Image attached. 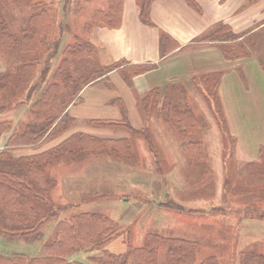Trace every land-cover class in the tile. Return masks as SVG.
Here are the masks:
<instances>
[{
  "label": "rangeland",
  "instance_id": "1",
  "mask_svg": "<svg viewBox=\"0 0 264 264\" xmlns=\"http://www.w3.org/2000/svg\"><path fill=\"white\" fill-rule=\"evenodd\" d=\"M50 1L55 17L50 41L42 40L34 52L0 48V71L5 68V73H15L18 62L24 59L37 58L40 63L30 85L13 96L15 104L4 107L7 101L0 99V106L3 105L0 121L12 120L13 128L19 131L30 123L43 122L47 116L58 115L63 106H68L80 95L76 94L82 83L80 80L77 83L76 79L89 81L98 77L100 71L116 68L102 67L104 62L99 51L84 30L97 9H107L108 0ZM137 2V10H140ZM227 2L230 13L226 20L231 21L227 23L230 26L221 25L214 30L212 24L195 39H216L227 44L236 41L235 44L245 46L247 55L231 58L232 68L222 78L221 74H216L217 83L212 81L209 85L198 76L196 80L181 81L184 76L179 75L184 73L177 71L176 82L179 83L159 87L160 101L152 114H148L141 99L138 100L135 109L142 114L140 127L130 121L132 129L92 122L77 125V118L68 112L66 129L48 138L45 148L56 145L60 140L57 138L71 131L116 139L120 137L116 135H126L128 138H120L129 139L134 159L128 162L102 153L86 154L71 163L50 164L47 171L57 180L48 193L50 203L34 200L40 214H53L42 226V237L27 241L21 236L0 234V255H38L43 244L54 238L58 221L83 211L106 214L117 227L102 247L87 244L70 255V260L88 263L91 256L101 255L106 250L126 255L133 263L132 248L143 246L147 233L198 241L201 248L197 261L215 255L220 264H241L243 259L246 263L252 262L258 254H264V218L260 217L264 213V0H245L244 5L239 2L240 12L245 9V13L239 15H244L243 19L241 16L236 20L232 12L236 4L230 0H206L210 7H219L222 11ZM30 13L29 5L23 0H0V17L14 33L27 26ZM97 17L101 19V14ZM236 29L244 30L245 34L239 35ZM81 40L88 49L65 51L67 46ZM218 46L216 42L199 44L187 48L202 51L177 53L183 70L188 67L190 73H199L201 59L205 57L218 66L222 63L218 59L228 62ZM64 60L70 74L61 72L64 78L58 81L55 74ZM161 62L156 71L149 74L148 83L157 77L165 79L161 75L165 69L159 70L165 62ZM119 75L129 85L133 82L120 72ZM104 79L106 75L87 83L86 93H91ZM54 81L59 83L55 98L38 110L36 106L42 92ZM154 85L155 82L152 87ZM88 100L85 96L78 103ZM168 102L194 111L199 117V126L181 135L175 125L165 119L163 107ZM196 140L202 143L203 158L190 162L183 143ZM17 151L13 155L29 154V151ZM159 264H167V245L163 242L159 247Z\"/></svg>",
  "mask_w": 264,
  "mask_h": 264
},
{
  "label": "trees",
  "instance_id": "2",
  "mask_svg": "<svg viewBox=\"0 0 264 264\" xmlns=\"http://www.w3.org/2000/svg\"><path fill=\"white\" fill-rule=\"evenodd\" d=\"M23 1L29 5L31 13L27 19V26L19 33H14L4 19L2 20L0 17V48L2 49L34 52L37 51L42 40L48 42L52 38L55 27L52 1ZM138 1L141 17L145 20L149 19L153 0ZM190 1L192 2V0ZM123 6L124 0H108L107 9H97L92 15L91 21L85 24L84 30L89 33L95 25L119 27L123 18ZM98 14H101V19H98ZM161 38L163 42L161 44V52L163 51L166 54L174 47L169 42L172 37L168 34H163ZM207 40L210 39L207 38ZM81 41L67 46L65 51L82 52L88 49L84 41ZM211 41L218 43L220 49L229 58L247 55L245 46L240 43L235 44L236 41L231 42V44L216 39ZM66 62V60L61 62L57 68L55 78L58 81L64 78L60 75L61 72L70 74L66 70ZM39 64L37 58L24 59L18 62L15 73H0V99L4 98L7 101L4 107H10L14 103L13 96L30 85ZM121 64H124V61L121 60L106 68L110 70ZM155 65L153 63L126 64L120 68V73L126 75L128 80L131 81L135 75L152 69ZM103 73L104 71H100L98 77ZM212 76L213 78H211ZM215 77H217L216 74L205 75L200 77V80L205 85H209L212 81L217 83L218 80ZM194 79L196 80V77ZM78 80L82 83L80 89L92 81L83 82L81 78H78L76 79L77 83ZM58 81L50 83L42 92L41 99H39L36 106L38 110L45 108L55 98L56 91L59 89ZM43 82H45V78ZM53 86L56 89L53 90ZM159 96L160 88L154 87L141 98L140 103L148 114H152L158 107ZM116 103L119 104L118 106L123 112L122 119L100 118L92 119L89 122L100 126L109 125L132 129L133 126L126 116L124 103L120 100H116ZM16 104H19V102ZM2 106H0V110ZM66 107L67 105L63 106L59 112L60 114L47 116L42 120L43 122L36 125L30 123L20 131L13 128L12 120L0 121V234L10 237L21 236L27 241L42 237V226L53 214H40L34 205V200H39L46 204L50 203L48 193L57 184V180L51 177L47 171V167L50 164L71 163L86 154L102 153L127 160L128 162H132L134 159L129 139L103 138L83 131L72 133L48 149L28 155H13L14 151L20 149L38 147L48 138L65 130V120L68 118L67 111H64ZM163 108L165 119L175 125L181 135H185L194 127L199 126V117L196 116L194 111L180 108V106L178 107L171 102H168ZM183 147L190 158V162L202 161L203 149L201 141L184 142ZM260 217L264 218V213ZM116 227V222L106 214L87 211L78 212L69 218H64L57 222L54 238L43 244L38 255L28 256L19 253H13L11 257L0 255V264H159L161 242L167 245V264H220L219 259L215 255H210L197 261V253L201 248V244L198 241H191L181 237H164L156 233H147L144 245L132 248L133 263L130 262V257L128 258L126 255L106 250L101 255L91 256L88 263L69 259L70 255L80 251L87 244H92L93 248L102 247L105 241L113 236ZM241 264H264V254H258L256 260L252 262L248 261L246 263L243 259Z\"/></svg>",
  "mask_w": 264,
  "mask_h": 264
},
{
  "label": "crops",
  "instance_id": "3",
  "mask_svg": "<svg viewBox=\"0 0 264 264\" xmlns=\"http://www.w3.org/2000/svg\"><path fill=\"white\" fill-rule=\"evenodd\" d=\"M239 2L243 5L245 4V0H230V3L233 5L236 4V7L232 10L233 13L235 12L234 16H237L234 20L241 19V16L243 19L244 15L242 14L245 13V9L240 12ZM136 4L138 5L137 0H124L123 18L119 27L113 28L105 25H95L89 32V41L95 46L96 50L99 51L100 57L104 62L102 67H108L121 60L124 61V64L119 65L109 72H104L101 76L95 78L94 80L102 79L106 75V79L97 85L89 94L86 93L89 88L88 84L92 83L93 80L86 84L79 91L78 94L80 95L77 94L78 96L74 99L76 101L73 100L66 107L64 111H67V113L69 112L77 118V125L89 122L92 119H122L123 112L118 106L119 104L116 103V100H120L126 107V116L131 124L135 127H140L143 124V121H141L143 118L140 110L138 109L136 111L135 109V106L139 104L138 100L154 87L161 88L171 83H179L176 82L178 76L176 77L175 73L177 71L181 70V72L184 73L179 75L181 77L184 76L181 81H191L194 80L192 78L197 76L203 77L213 74H221L222 78L224 73L232 68L229 64L231 63V58L227 57L222 50V54L227 58L228 62L218 59V62H222L221 65L218 66L211 63V58H202L199 73H190L188 67L183 70L181 58L177 55V53L179 54L183 51L194 52L203 50L201 48H187L190 46L199 44L208 45L209 43L215 44L214 41L205 38L200 40H196L195 38L204 30L206 31L212 24L214 25V30H218L221 25L230 26L229 24L231 21L226 20L230 13L228 2L223 8L225 11H222L219 7H210L209 3H206V0H192V2L190 0H153L149 19L147 20L141 18L140 10L139 8L137 10ZM240 13L242 14L239 17ZM141 20L146 22V24ZM223 20L227 22H222ZM199 21L202 22L199 23ZM147 23H151L150 26ZM232 27L235 29V25H232ZM236 32L240 35L244 33V30H237ZM163 34L171 36L172 39L169 42L174 45L173 49L166 54L163 53V51L161 52V44L163 43L161 37ZM216 48L220 47L218 46ZM161 61L165 63L159 70L165 69L161 73V75L165 76V79L161 80L160 77H157L155 80L148 83L149 74L156 71V66L159 65ZM148 63L156 65L152 69L135 75L130 85L119 75L121 71L120 68L126 64ZM3 71H5V68L0 72ZM112 79L113 81H111ZM153 82H155L154 87H152ZM85 96L89 98V100L85 103H78V101L84 99ZM98 115H101V117H97ZM72 133L75 132L71 131L65 133L61 136L62 138H57L60 140L55 143L58 144ZM95 136L99 137L102 135L96 134ZM117 136L127 137L126 135H116V137ZM47 144L48 142H43L38 147L20 149L17 152L29 151V154L35 153L52 146L49 145L45 148L44 146Z\"/></svg>",
  "mask_w": 264,
  "mask_h": 264
}]
</instances>
